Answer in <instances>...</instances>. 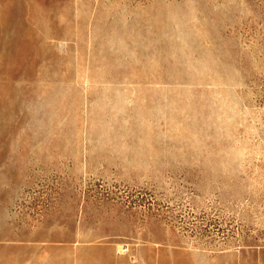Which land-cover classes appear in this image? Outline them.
I'll return each instance as SVG.
<instances>
[{
    "label": "rangeland",
    "instance_id": "rangeland-1",
    "mask_svg": "<svg viewBox=\"0 0 264 264\" xmlns=\"http://www.w3.org/2000/svg\"><path fill=\"white\" fill-rule=\"evenodd\" d=\"M91 247L264 264V0H0V264Z\"/></svg>",
    "mask_w": 264,
    "mask_h": 264
},
{
    "label": "crops",
    "instance_id": "crops-1",
    "mask_svg": "<svg viewBox=\"0 0 264 264\" xmlns=\"http://www.w3.org/2000/svg\"><path fill=\"white\" fill-rule=\"evenodd\" d=\"M192 255V252H180L175 254L174 263H168L166 252L161 248L143 249L135 255L137 257H133L134 255L121 252L115 247H91L82 248L81 264H198L193 262ZM220 260L218 264H231L230 258L226 255H223ZM207 264H214V262L210 258Z\"/></svg>",
    "mask_w": 264,
    "mask_h": 264
}]
</instances>
